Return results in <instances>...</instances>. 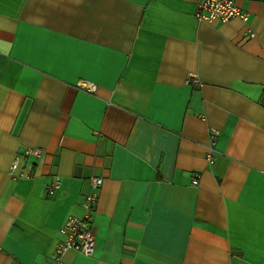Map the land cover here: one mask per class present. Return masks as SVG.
Wrapping results in <instances>:
<instances>
[{"label": "crops", "instance_id": "1", "mask_svg": "<svg viewBox=\"0 0 264 264\" xmlns=\"http://www.w3.org/2000/svg\"><path fill=\"white\" fill-rule=\"evenodd\" d=\"M235 1L0 0V264H45L91 177L63 264H264V0Z\"/></svg>", "mask_w": 264, "mask_h": 264}, {"label": "built area", "instance_id": "2", "mask_svg": "<svg viewBox=\"0 0 264 264\" xmlns=\"http://www.w3.org/2000/svg\"><path fill=\"white\" fill-rule=\"evenodd\" d=\"M194 17L198 21L211 22L214 20L225 22L232 18H239L247 21L249 13L239 7L235 0H196ZM247 34L253 36L254 33L248 29ZM196 83L195 75L189 78ZM76 88L83 89L87 92H95L96 84L87 81H78L75 84ZM218 134V129L215 127L208 128V143L205 151V159L208 163L214 161L215 141ZM25 155L39 157L42 154L40 148H27L24 151ZM17 169V160L15 159L11 165V171ZM197 177L192 179V184H197ZM61 184V179L56 176L55 179L46 186L48 194H53ZM102 185L101 177L90 178V192L84 196L80 202L83 209L81 215H68L59 228V239L55 244L54 249L49 254V258L45 264H63V256L69 250H74L86 256L92 255L95 247V232L91 221V213L95 206L98 189Z\"/></svg>", "mask_w": 264, "mask_h": 264}]
</instances>
